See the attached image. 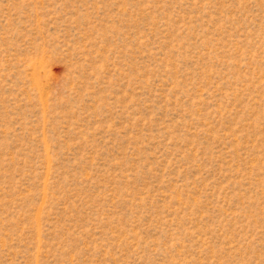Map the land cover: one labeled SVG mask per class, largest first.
<instances>
[{
    "label": "rangeland",
    "instance_id": "obj_1",
    "mask_svg": "<svg viewBox=\"0 0 264 264\" xmlns=\"http://www.w3.org/2000/svg\"><path fill=\"white\" fill-rule=\"evenodd\" d=\"M0 264H264V0H0Z\"/></svg>",
    "mask_w": 264,
    "mask_h": 264
}]
</instances>
